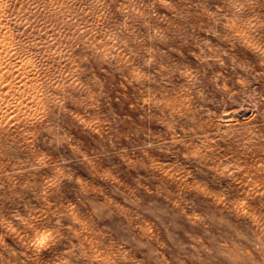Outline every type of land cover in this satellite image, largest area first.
I'll list each match as a JSON object with an SVG mask.
<instances>
[{"label":"rangeland","instance_id":"1","mask_svg":"<svg viewBox=\"0 0 264 264\" xmlns=\"http://www.w3.org/2000/svg\"><path fill=\"white\" fill-rule=\"evenodd\" d=\"M0 264H264V0H0Z\"/></svg>","mask_w":264,"mask_h":264},{"label":"bare ground","instance_id":"2","mask_svg":"<svg viewBox=\"0 0 264 264\" xmlns=\"http://www.w3.org/2000/svg\"><path fill=\"white\" fill-rule=\"evenodd\" d=\"M57 1H59V0H57ZM47 2V1H46ZM57 3V2H56ZM36 4V3H35ZM59 4V3H58ZM52 5V4H51ZM56 7V6H55ZM31 9V8H30ZM59 9V8H58ZM35 11V10H34ZM53 13V12H52ZM65 14V13H64ZM44 15V14H43ZM28 18V17H27ZM36 18V17H35ZM10 19V18H9ZM37 20V19H36ZM14 21V20H13ZM23 21V20H22ZM25 21V20H24ZM15 22V21H14ZM18 22V21H17ZM51 24V23H50ZM53 24V23H52ZM27 25V24H26ZM25 25V27H27ZM5 26V25H4ZM53 26V25H52ZM34 27V26H33ZM45 28H46V26H45ZM27 30V29H26ZM45 30V29H44ZM22 31H23V29H22ZM47 31V30H46ZM29 32V31H28ZM51 32V31H50ZM52 33H53V31H52ZM17 34V33H16ZM28 34V33H27ZM51 34V33H50ZM39 35V34H38ZM49 35V34H48ZM59 35V34H58ZM61 35V34H60ZM65 36V35H64ZM54 37V36H53ZM33 39V38H32ZM39 39V38H38ZM50 39V38H49ZM43 41V40H42ZM58 41V40H57ZM32 42V41H31ZM53 42V41H52ZM51 42V43H52ZM34 44V43H33ZM36 44V43H35ZM53 44H55V43H53ZM40 45V44H39ZM36 46V45H35ZM20 49V48H19ZM54 50H55V48L54 49H52V52H54ZM25 52V51H24ZM50 52V51H49ZM23 53V52H22ZM22 53H21V55H22ZM29 54V53H28ZM40 54V53H39ZM26 55V54H25ZM38 56V55H37ZM42 56V55H41ZM23 57H24V55H23ZM19 59V58H18ZM23 62V61H22ZM28 69V68H27Z\"/></svg>","mask_w":264,"mask_h":264}]
</instances>
